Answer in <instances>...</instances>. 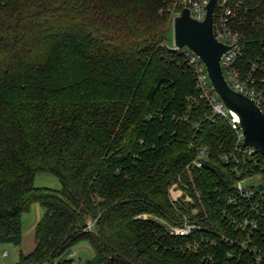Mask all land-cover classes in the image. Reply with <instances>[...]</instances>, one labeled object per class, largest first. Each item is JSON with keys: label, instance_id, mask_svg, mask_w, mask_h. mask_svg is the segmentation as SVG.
<instances>
[{"label": "trees", "instance_id": "obj_1", "mask_svg": "<svg viewBox=\"0 0 264 264\" xmlns=\"http://www.w3.org/2000/svg\"><path fill=\"white\" fill-rule=\"evenodd\" d=\"M175 1L0 0V243L21 245L22 215L34 204L45 211L17 264L254 260L227 217L236 215L230 198H241L221 157L237 138L171 49ZM230 6L247 40L237 69L264 92V0ZM198 149L209 152L202 169L190 166ZM39 174L61 189L36 187ZM176 184L193 203L171 201ZM183 216L201 231L172 236ZM83 242L96 255L79 263ZM195 242L199 251H188Z\"/></svg>", "mask_w": 264, "mask_h": 264}, {"label": "built area", "instance_id": "obj_2", "mask_svg": "<svg viewBox=\"0 0 264 264\" xmlns=\"http://www.w3.org/2000/svg\"><path fill=\"white\" fill-rule=\"evenodd\" d=\"M210 1L176 0L169 12L174 23L186 9L190 11L192 19L203 22L207 17V6ZM235 18L236 11L230 6V0H218L214 10V35L220 43L229 47V50L221 58L223 74L234 91L254 100L264 113V92L257 88V80L252 75L242 76L237 69V64L246 49L247 40L242 34L233 30L231 24ZM171 49L183 55L187 63L194 69L201 99L209 105L215 116L223 117L229 121L236 135L237 140L234 151L223 155L221 161L225 166L230 167L239 178L234 188L239 198H241L240 202L245 205H240L236 197L230 198L229 203L236 208V215L227 217L238 230L246 235L247 239L242 243L238 242V244L254 254L255 258L251 264H263L264 245L259 244L257 237L259 236V229H262L264 225V157L257 149L245 145V135L240 125L239 116L229 110L219 98L201 59L187 47H177L174 37ZM208 160L209 152L206 149H198L197 156L190 166L202 169ZM256 179L259 181L255 182ZM170 197L175 204L193 203L192 197L186 194L179 184L170 189ZM192 214H198L197 209H193ZM183 218L180 225H170L169 231L172 236L189 238L196 232L201 231L202 228L193 223L189 216H183ZM91 226H89V229H91ZM262 237L264 238V233ZM212 244L215 245V242H212ZM186 248L190 252H198L199 242L189 244ZM4 256L7 257L8 253H5Z\"/></svg>", "mask_w": 264, "mask_h": 264}, {"label": "water", "instance_id": "obj_3", "mask_svg": "<svg viewBox=\"0 0 264 264\" xmlns=\"http://www.w3.org/2000/svg\"><path fill=\"white\" fill-rule=\"evenodd\" d=\"M218 0H211L203 22L192 19L184 10L174 23V40L179 48L187 47L197 55L206 67L209 80L224 105L240 118L245 135V145L257 149L264 157V113L254 100L234 91L227 83L221 58L229 47L220 43L214 35V10Z\"/></svg>", "mask_w": 264, "mask_h": 264}, {"label": "rangeland", "instance_id": "obj_4", "mask_svg": "<svg viewBox=\"0 0 264 264\" xmlns=\"http://www.w3.org/2000/svg\"><path fill=\"white\" fill-rule=\"evenodd\" d=\"M174 21L172 19V27L174 34ZM174 36V35H173ZM259 180L256 179L255 182ZM35 186L38 188H51L61 189L60 181L51 174H39L35 179ZM44 209L39 204L31 206L28 212L22 215V228H23V241L21 245L14 243H0V264H17L21 254L31 253L36 246L35 229L39 221L44 215ZM9 253L8 257H5V253ZM73 253L74 259L79 263H86L93 259L96 255V251L88 242H83L77 245Z\"/></svg>", "mask_w": 264, "mask_h": 264}, {"label": "crops", "instance_id": "obj_5", "mask_svg": "<svg viewBox=\"0 0 264 264\" xmlns=\"http://www.w3.org/2000/svg\"><path fill=\"white\" fill-rule=\"evenodd\" d=\"M6 253H7V252H6ZM4 255H5V254H4ZM8 256H9V253H8ZM8 256H7V257H8ZM20 256H21V255H20Z\"/></svg>", "mask_w": 264, "mask_h": 264}]
</instances>
